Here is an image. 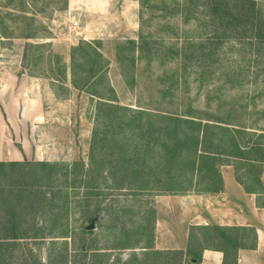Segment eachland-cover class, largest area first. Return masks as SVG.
Wrapping results in <instances>:
<instances>
[{
	"label": "rangeland",
	"instance_id": "374dc122",
	"mask_svg": "<svg viewBox=\"0 0 264 264\" xmlns=\"http://www.w3.org/2000/svg\"><path fill=\"white\" fill-rule=\"evenodd\" d=\"M68 1L75 2L70 14L59 9L62 0L35 1L36 9H45L39 17L50 31L45 41H50L52 50L67 64L71 47L80 41H100V49L110 63L107 78L117 97L115 104L177 115L192 111L193 117L221 119L231 125L264 130V27L257 40L229 41L218 46L216 25L203 15L205 0H138V4L137 0H109L102 14L90 11L92 6L87 0H67V4ZM257 4L264 15V0H257ZM1 7L3 13H10L19 6L3 3ZM124 8L135 17H125ZM73 19H80L76 28L71 26ZM137 21L138 35L151 36L165 49L177 52L168 53L170 56L163 64L161 56L150 62L141 59L129 72L117 61L118 47L135 35ZM87 25L93 33L102 29L103 34L78 39L80 26ZM201 41L209 47L203 54L197 50ZM184 42L194 45L193 53L188 50L186 55L181 54ZM25 43L18 38L0 39V76L22 73L24 78L28 77L30 82L23 89L22 101L31 102V111L36 115L43 113V119L36 122L32 132L31 127L26 132L25 124H21L15 136L28 138L24 141L33 147L32 161L37 155L39 161L64 163L70 174L65 176L56 169L58 174L54 175L50 167L40 170L48 173V178L39 180L41 191L45 192V207L39 206L38 227L42 228L39 234L47 237L23 241L26 253L22 260L28 259L27 264H102L107 258L112 261L110 264L126 262L127 248L142 246L143 235L148 239L152 234L155 193L119 188L109 180V175H102V171L108 170L106 164L101 170L92 169L89 155L97 100L71 88L69 83L65 85L68 95L60 96L64 91L53 88L48 78L34 76L22 63ZM9 96L7 92V100L12 101ZM16 100L21 101L19 95ZM27 159L31 161L28 157L22 162ZM75 163H82V167L74 168ZM15 167H4L11 174L4 172L7 175L0 176V202L6 209L16 205L15 197L29 191L18 187L30 185V178L21 170L22 166L16 167L19 173H13ZM36 181L34 176V184H38ZM15 182L16 186L12 185ZM41 200L39 194L38 203ZM91 225L92 229L84 230ZM64 234L67 237H54ZM30 249L32 253H28Z\"/></svg>",
	"mask_w": 264,
	"mask_h": 264
},
{
	"label": "trees",
	"instance_id": "16d2710c",
	"mask_svg": "<svg viewBox=\"0 0 264 264\" xmlns=\"http://www.w3.org/2000/svg\"><path fill=\"white\" fill-rule=\"evenodd\" d=\"M35 1L37 0H7L3 2L6 6L13 7L18 3L19 7H15V12L3 13L1 7L3 3L0 0V39L24 40L26 43L22 53L23 66L28 67L36 77L48 78L53 88L56 86L58 90L64 91V95L60 96L68 95L65 85L69 83L71 88L87 93L92 99L97 100L96 126L92 132L89 155L92 169L101 170L106 164L108 170L106 173L102 171L103 176L109 175V180L111 178L114 185L121 189L139 192L146 190L163 192L175 183L188 186L190 180L187 175H197L206 180L208 171L213 166L207 159H212L210 155L220 150L212 140L209 139L208 143L209 135L211 138L215 132L213 129L229 131L227 127L218 125L228 124V121L193 117L192 111L177 115L131 109L115 104L117 97L107 78L110 63L100 49V41H80L71 47L69 64H67L60 54L52 50L50 41H45L49 39L50 31L39 19L45 9H36ZM66 7L67 0H62L59 9L65 10ZM203 9L205 10L203 15L210 17L211 22L216 25L214 34L218 46L229 41L257 40V37L263 34L264 15L259 10L257 0H205ZM187 12L190 14V11ZM180 14L183 15V11ZM184 44L181 54L186 55L188 50L193 53L194 45L190 42ZM206 45L207 42L199 43L197 50L202 54L205 53V49L209 48ZM118 50L117 61L129 72H132L136 62L141 59L150 62L161 56L163 64L170 53L177 52L172 48L165 49L161 46V42L158 43L151 36L142 33L136 41L127 40L124 44H119ZM184 66L187 68L186 64ZM133 82L131 77L130 85H133ZM54 92L59 96L57 91ZM221 145L222 143L218 144L219 147ZM15 166H22L21 170L30 178V185L20 186L24 190H29L28 193L22 192L25 197L30 195V188L35 185L34 176H36L37 196L39 197L40 194L42 197L41 202L38 203L41 208L45 207V192L41 191L43 188L39 180H46L48 173L40 170L50 167L54 170V175L58 174L56 169L62 170L60 173L65 176L69 177L70 174L67 165L60 162L40 161L28 166L26 164ZM16 167L13 173H19L17 172L19 168ZM73 167L81 168L82 163H75ZM4 172L11 174L9 170L1 169L0 176H6ZM153 220L152 217V223ZM41 229L39 227L37 230L39 239L47 237L39 234ZM86 229L88 227L84 228ZM54 237L67 236L64 234ZM157 254L150 253V256L146 255L143 261H136V264H180L183 256L182 252H177L175 255L168 252L160 253L162 261L158 263ZM186 254L189 255L188 252Z\"/></svg>",
	"mask_w": 264,
	"mask_h": 264
},
{
	"label": "crops",
	"instance_id": "0c3cea01",
	"mask_svg": "<svg viewBox=\"0 0 264 264\" xmlns=\"http://www.w3.org/2000/svg\"><path fill=\"white\" fill-rule=\"evenodd\" d=\"M87 1L92 6L89 10L97 14L105 13V2L109 3V0ZM74 3L68 1L64 14H70ZM122 14L135 17L128 8ZM134 28L135 35L128 39L136 41L138 21ZM99 34H103L102 29L93 33L87 25L80 26L76 36L79 39ZM27 78L22 73L0 76V168L3 170L40 162L37 155L32 161L33 147L24 141L28 138L15 136L21 124H25L26 132L28 127L32 132L36 122L43 119V113L36 115L31 111V102L22 101L23 89L30 82ZM7 92L12 101L7 100ZM17 95L21 101L16 100ZM218 125L229 131L218 128L213 129L211 138L209 135L208 143L212 140L220 150L207 159L213 166L206 180L187 175L188 186L175 183L163 192L151 191L155 193L152 234L148 239L143 235L142 246L128 247L127 261L119 260L118 264H136L150 253H158L160 263V253L166 252L172 255L182 252L180 264H264V130L229 123ZM38 151L37 147L35 153ZM28 157L31 161L22 162ZM12 185L16 186V182ZM37 188V184L30 188L25 200L23 193L17 196L19 199L15 197L16 205L13 203L10 209L0 202V264L28 263V259L22 260L26 253L23 241L39 240ZM105 262L112 261L107 258Z\"/></svg>",
	"mask_w": 264,
	"mask_h": 264
},
{
	"label": "built area",
	"instance_id": "2783aa9c",
	"mask_svg": "<svg viewBox=\"0 0 264 264\" xmlns=\"http://www.w3.org/2000/svg\"><path fill=\"white\" fill-rule=\"evenodd\" d=\"M79 25V21L77 19H73L71 21L72 28H76Z\"/></svg>",
	"mask_w": 264,
	"mask_h": 264
},
{
	"label": "water",
	"instance_id": "95a60500",
	"mask_svg": "<svg viewBox=\"0 0 264 264\" xmlns=\"http://www.w3.org/2000/svg\"><path fill=\"white\" fill-rule=\"evenodd\" d=\"M88 228L92 229V228H93V225H91V226H90V227H88Z\"/></svg>",
	"mask_w": 264,
	"mask_h": 264
}]
</instances>
